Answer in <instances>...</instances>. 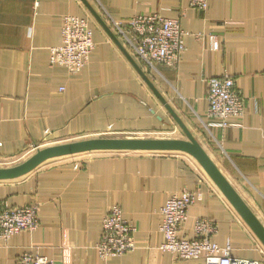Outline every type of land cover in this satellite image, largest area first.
<instances>
[{
  "label": "crops",
  "instance_id": "0c3cea01",
  "mask_svg": "<svg viewBox=\"0 0 264 264\" xmlns=\"http://www.w3.org/2000/svg\"><path fill=\"white\" fill-rule=\"evenodd\" d=\"M87 1L124 51L81 0H0V168L92 138L184 139L128 53L264 226V0H208L206 11L190 0ZM153 14L181 20L186 51L176 67L143 65L136 36L115 28ZM68 15L89 22L96 44L78 73L49 64ZM226 76L241 92L245 114L222 129L208 119V83ZM198 166L183 153L94 152L53 159L0 182V212L34 204L40 221L36 231L0 243V264H17L24 253L54 264H204L160 250L162 209L184 191L202 193L183 225L188 239L197 219H213L219 228L213 240L230 243L232 258L264 261L262 243ZM113 205L135 227L137 249L103 260L97 246Z\"/></svg>",
  "mask_w": 264,
  "mask_h": 264
},
{
  "label": "built area",
  "instance_id": "2783aa9c",
  "mask_svg": "<svg viewBox=\"0 0 264 264\" xmlns=\"http://www.w3.org/2000/svg\"><path fill=\"white\" fill-rule=\"evenodd\" d=\"M36 0V5L39 4ZM191 6L200 11L209 7L208 0H190ZM125 35L130 30L137 38L136 55L140 62L152 67L163 64L176 67L186 51L185 32L180 19H168L158 14L135 17L125 26L115 24ZM93 30L81 17L68 15L62 19V43L50 49L49 64L78 73L88 63L95 50ZM208 119L225 129L231 119L245 114V103L235 81L226 77H212L208 83ZM202 199L200 191L172 194L162 209L159 231L165 242L160 250L174 255L181 261L203 260L204 264H264V261L235 259L231 257V244L221 247L213 238L218 234V224L213 219L200 218L194 226L195 237L188 239L183 225L188 220L189 209ZM40 226L39 206L27 205L5 209L0 213V243L8 242L15 235L36 231ZM103 234L97 246L101 259L122 257L137 249L136 229L126 221L119 205L111 206L103 220ZM17 264H54L39 254L24 253Z\"/></svg>",
  "mask_w": 264,
  "mask_h": 264
},
{
  "label": "water",
  "instance_id": "95a60500",
  "mask_svg": "<svg viewBox=\"0 0 264 264\" xmlns=\"http://www.w3.org/2000/svg\"><path fill=\"white\" fill-rule=\"evenodd\" d=\"M92 16L124 51L121 43L117 40L112 30L108 27L98 12L89 4L87 0H81ZM132 62L145 83L166 107L176 123L183 131L185 138H92L62 145L46 147L38 150L34 155L23 163L10 167L0 168V182L14 181L21 179L37 170L46 162L62 157L78 156L94 152L110 153H183L196 160L198 165L205 171L209 179L213 182L219 192L226 198L230 205L235 209L241 219L264 246V226L256 217L248 204L243 200L237 190L231 185L207 151L201 146L187 126L168 105L166 100L152 84L149 77L136 63V61L125 53Z\"/></svg>",
  "mask_w": 264,
  "mask_h": 264
},
{
  "label": "rangeland",
  "instance_id": "374dc122",
  "mask_svg": "<svg viewBox=\"0 0 264 264\" xmlns=\"http://www.w3.org/2000/svg\"><path fill=\"white\" fill-rule=\"evenodd\" d=\"M74 142H76V141H74ZM195 162V161H194ZM197 165V164H196ZM199 167V166H198ZM199 169L202 171V173H204L203 172V170L199 167ZM203 175H205L204 177H207L206 179H208V176L206 175V173H204Z\"/></svg>",
  "mask_w": 264,
  "mask_h": 264
},
{
  "label": "trees",
  "instance_id": "16d2710c",
  "mask_svg": "<svg viewBox=\"0 0 264 264\" xmlns=\"http://www.w3.org/2000/svg\"><path fill=\"white\" fill-rule=\"evenodd\" d=\"M26 206H27V205H26ZM4 209H5V208H3V210H4ZM3 210H2V211H3ZM2 211H1V212H2ZM1 212H0V213H1Z\"/></svg>",
  "mask_w": 264,
  "mask_h": 264
}]
</instances>
